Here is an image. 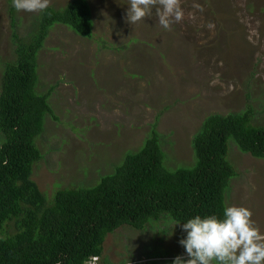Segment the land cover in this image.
Masks as SVG:
<instances>
[{"label": "rangeland", "instance_id": "obj_1", "mask_svg": "<svg viewBox=\"0 0 264 264\" xmlns=\"http://www.w3.org/2000/svg\"><path fill=\"white\" fill-rule=\"evenodd\" d=\"M69 1L49 0V6L61 9ZM86 1L91 38L53 24L37 54V92L60 87L48 98L55 119L46 115L35 139L41 159L32 165L31 179L44 195L53 199L60 189L95 185L139 151L154 129L163 141L164 165L190 168L192 138L207 116L241 112L249 104L263 121L264 0H180L183 19L167 29L155 9L130 24L128 0ZM10 4L0 0V76L3 64L14 59ZM37 17L16 11L19 37L33 31ZM226 160L236 173L226 207L250 209L264 233V160L241 153L232 139ZM176 224L163 216L139 230L122 226L105 237L96 264L187 259Z\"/></svg>", "mask_w": 264, "mask_h": 264}, {"label": "trees", "instance_id": "obj_2", "mask_svg": "<svg viewBox=\"0 0 264 264\" xmlns=\"http://www.w3.org/2000/svg\"><path fill=\"white\" fill-rule=\"evenodd\" d=\"M15 13L10 4L14 59L3 64L0 76V264H85L101 255L105 237L122 226L139 230L163 216L176 223L196 215L222 218L225 193L236 176L226 160L228 139L241 153L264 160V119L249 104L241 112L203 120L192 138L190 168L164 165L163 141L152 123L144 146L95 185L60 189L53 199L44 195L31 174L41 159L35 139L44 117H53L48 98L54 87L37 92V54L53 24L91 38V12L86 0L49 6L25 37L16 33Z\"/></svg>", "mask_w": 264, "mask_h": 264}, {"label": "clouds", "instance_id": "obj_3", "mask_svg": "<svg viewBox=\"0 0 264 264\" xmlns=\"http://www.w3.org/2000/svg\"><path fill=\"white\" fill-rule=\"evenodd\" d=\"M11 2L17 12L40 13L49 7V0ZM153 9L160 26L165 29L184 16L180 0H128L127 22H140L151 16ZM217 82L213 80L211 83L215 85ZM176 226H181L184 233L178 242L187 259L177 256L172 264H264V233L256 226L248 208L227 206L223 209L222 218L196 215Z\"/></svg>", "mask_w": 264, "mask_h": 264}, {"label": "bare ground", "instance_id": "obj_4", "mask_svg": "<svg viewBox=\"0 0 264 264\" xmlns=\"http://www.w3.org/2000/svg\"><path fill=\"white\" fill-rule=\"evenodd\" d=\"M92 257H96V258H98V260H99V257H98V256H92ZM92 257H89V258L85 261V264H96L97 259H96V260H92V259H91Z\"/></svg>", "mask_w": 264, "mask_h": 264}, {"label": "crops", "instance_id": "obj_5", "mask_svg": "<svg viewBox=\"0 0 264 264\" xmlns=\"http://www.w3.org/2000/svg\"><path fill=\"white\" fill-rule=\"evenodd\" d=\"M135 78H136V76H135ZM59 88H60V87H54V89H55V92H53V94H52V95H54V94L56 93V90H57V89H59ZM71 88H73V87H71ZM52 95H51V96H52ZM74 107H75V109H74V110H75V111H77L79 106L75 105ZM75 114H76V115H79L80 113H78V111H77V112H75ZM80 115H81V114H80ZM78 117H79V116H78ZM74 118H77V116H76V117H74Z\"/></svg>", "mask_w": 264, "mask_h": 264}]
</instances>
